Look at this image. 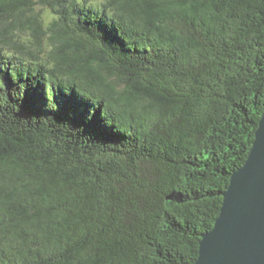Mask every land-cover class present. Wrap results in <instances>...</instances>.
Listing matches in <instances>:
<instances>
[{
    "label": "trees",
    "instance_id": "1",
    "mask_svg": "<svg viewBox=\"0 0 264 264\" xmlns=\"http://www.w3.org/2000/svg\"><path fill=\"white\" fill-rule=\"evenodd\" d=\"M263 111L264 0H0V264H194Z\"/></svg>",
    "mask_w": 264,
    "mask_h": 264
},
{
    "label": "water",
    "instance_id": "2",
    "mask_svg": "<svg viewBox=\"0 0 264 264\" xmlns=\"http://www.w3.org/2000/svg\"><path fill=\"white\" fill-rule=\"evenodd\" d=\"M194 264H264V111L244 164L230 177Z\"/></svg>",
    "mask_w": 264,
    "mask_h": 264
},
{
    "label": "rangeland",
    "instance_id": "3",
    "mask_svg": "<svg viewBox=\"0 0 264 264\" xmlns=\"http://www.w3.org/2000/svg\"><path fill=\"white\" fill-rule=\"evenodd\" d=\"M37 9L40 10V13H41L42 16H45L46 19H50L51 14L48 11V9H46L44 7H41V6H38ZM13 32H14V36L13 37H15V38H16L17 35L22 36V37L30 36L28 33H25V31H22L19 27H15L14 30H13ZM44 44H45V47L47 49H50L51 48V44L49 43V41H45ZM6 48L7 49L9 48L10 50H13V48L12 47H9V46L5 47V49Z\"/></svg>",
    "mask_w": 264,
    "mask_h": 264
}]
</instances>
